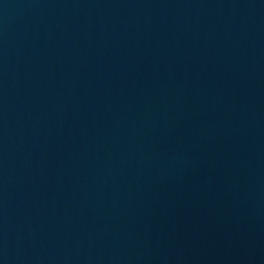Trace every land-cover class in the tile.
Returning <instances> with one entry per match:
<instances>
[{"label": "water", "instance_id": "95a60500", "mask_svg": "<svg viewBox=\"0 0 264 264\" xmlns=\"http://www.w3.org/2000/svg\"><path fill=\"white\" fill-rule=\"evenodd\" d=\"M0 264H264V0H0Z\"/></svg>", "mask_w": 264, "mask_h": 264}]
</instances>
